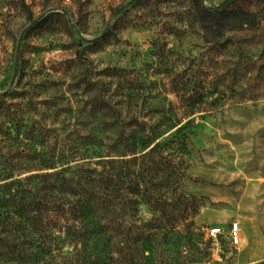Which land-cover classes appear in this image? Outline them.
Returning <instances> with one entry per match:
<instances>
[{
  "label": "rangeland",
  "instance_id": "1",
  "mask_svg": "<svg viewBox=\"0 0 264 264\" xmlns=\"http://www.w3.org/2000/svg\"><path fill=\"white\" fill-rule=\"evenodd\" d=\"M98 100L127 123H187L179 193L210 263L264 264V0H0V164L15 121L26 143L75 149Z\"/></svg>",
  "mask_w": 264,
  "mask_h": 264
},
{
  "label": "trees",
  "instance_id": "2",
  "mask_svg": "<svg viewBox=\"0 0 264 264\" xmlns=\"http://www.w3.org/2000/svg\"><path fill=\"white\" fill-rule=\"evenodd\" d=\"M126 120L93 102L89 133L67 150L44 136L26 143L12 124L15 137H1L11 153L0 164V264H217L192 220L197 202L179 193L187 123ZM140 205L153 213L147 222L137 219Z\"/></svg>",
  "mask_w": 264,
  "mask_h": 264
},
{
  "label": "built area",
  "instance_id": "3",
  "mask_svg": "<svg viewBox=\"0 0 264 264\" xmlns=\"http://www.w3.org/2000/svg\"><path fill=\"white\" fill-rule=\"evenodd\" d=\"M221 234L222 231L220 228H212L209 230V237L211 239H216V237H218ZM228 237H229V244L233 248L236 249L237 247H239V245L241 244V239H240V232L237 223H233L231 225Z\"/></svg>",
  "mask_w": 264,
  "mask_h": 264
}]
</instances>
